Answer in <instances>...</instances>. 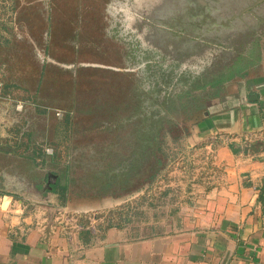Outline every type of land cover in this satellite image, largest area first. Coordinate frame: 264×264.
<instances>
[{
    "label": "rangeland",
    "instance_id": "rangeland-1",
    "mask_svg": "<svg viewBox=\"0 0 264 264\" xmlns=\"http://www.w3.org/2000/svg\"><path fill=\"white\" fill-rule=\"evenodd\" d=\"M224 1L24 0L16 8L10 0L2 8L0 103L8 104L10 118L38 105L40 117L56 124L61 153L39 162L68 168L74 201L125 197L144 187L154 154L162 158L156 181L192 182L198 108L214 92L196 84L264 24L257 18L237 33L207 35L213 19L237 23L241 12L256 17L264 7V0ZM173 133L184 137L174 140ZM159 141L163 151L152 154Z\"/></svg>",
    "mask_w": 264,
    "mask_h": 264
},
{
    "label": "crops",
    "instance_id": "crops-1",
    "mask_svg": "<svg viewBox=\"0 0 264 264\" xmlns=\"http://www.w3.org/2000/svg\"><path fill=\"white\" fill-rule=\"evenodd\" d=\"M9 1L0 0V9ZM12 4L21 8L24 0ZM261 39L258 68L229 83L195 125L200 152L192 182L167 179L125 197L74 201L68 168L28 161L46 147L49 156L61 153L56 124L35 104L10 118L1 102L0 264H264ZM57 182L66 187L63 197Z\"/></svg>",
    "mask_w": 264,
    "mask_h": 264
},
{
    "label": "trees",
    "instance_id": "trees-1",
    "mask_svg": "<svg viewBox=\"0 0 264 264\" xmlns=\"http://www.w3.org/2000/svg\"><path fill=\"white\" fill-rule=\"evenodd\" d=\"M261 37L254 36L252 37L247 43L243 42L238 46L237 50L233 54L226 59H218L215 60L212 64L211 70L204 73V79L201 80L202 82L197 83L196 86L201 89L205 90L206 88L214 89L212 95L204 102L203 104L200 103L198 109L202 110V117L208 111L209 104L215 100L216 98L223 95L226 90L228 89L229 83L233 82L236 79L243 78L250 74L252 70L258 68L261 60H262V48H261ZM199 119L196 124L201 120ZM175 125H173L174 127ZM152 132V131H151ZM152 134V133H151ZM157 131L153 130V140L155 141L157 138ZM184 137L183 134H174L173 139L178 140ZM153 144V141H152ZM162 141H159L156 148H151L152 154L156 153L155 151H163V146H161ZM152 146V145H151ZM46 151L40 152L39 154L34 155L31 159L35 162V164H40L39 160L45 162L46 160ZM165 154L163 153V156ZM55 157V156H54ZM53 158V156H52ZM155 164H154V171L149 175V184H154L156 181L160 170L158 169L162 164V158H159L156 154H154ZM161 169V168H160ZM61 188L59 191L60 197H63V193L66 189L65 185H61L60 182L56 183V187ZM142 188H138L135 191H141ZM144 197V195H142ZM263 197V195L261 196ZM125 205H122L121 212H127L128 210L123 209Z\"/></svg>",
    "mask_w": 264,
    "mask_h": 264
},
{
    "label": "water",
    "instance_id": "water-1",
    "mask_svg": "<svg viewBox=\"0 0 264 264\" xmlns=\"http://www.w3.org/2000/svg\"><path fill=\"white\" fill-rule=\"evenodd\" d=\"M205 4H209L210 1H216L219 2L221 0H202ZM224 1V0H223ZM224 2L231 4L230 0H225ZM241 3V2H240ZM241 19H239V21L237 23H231V24H226L228 22H226L225 24L223 23H219L216 20H212V24L209 27V32L207 35H214L216 33H219L220 31H226L228 33H237L239 30H244L245 27H248L250 24L257 22V18H264V7L263 8H259L258 12H256V17H251L248 15H244L243 12H241ZM227 21V20H226ZM237 36H232L231 39L236 38Z\"/></svg>",
    "mask_w": 264,
    "mask_h": 264
},
{
    "label": "flooded vegetation",
    "instance_id": "flooded-vegetation-1",
    "mask_svg": "<svg viewBox=\"0 0 264 264\" xmlns=\"http://www.w3.org/2000/svg\"><path fill=\"white\" fill-rule=\"evenodd\" d=\"M264 34V24L263 25H261L260 27H258V30L257 31H255V32H252V33H248L247 35H245V36H242L241 37V39L238 41V43H237V45H236V47H238V46H240V44L241 43H247L252 37H254V36H262Z\"/></svg>",
    "mask_w": 264,
    "mask_h": 264
},
{
    "label": "built area",
    "instance_id": "built-area-1",
    "mask_svg": "<svg viewBox=\"0 0 264 264\" xmlns=\"http://www.w3.org/2000/svg\"><path fill=\"white\" fill-rule=\"evenodd\" d=\"M0 86H1V83H0ZM21 107L22 105L18 106V108H21ZM45 151L47 154H50V155L53 154V149L51 147H46Z\"/></svg>",
    "mask_w": 264,
    "mask_h": 264
}]
</instances>
